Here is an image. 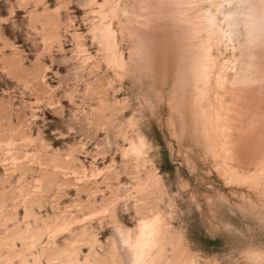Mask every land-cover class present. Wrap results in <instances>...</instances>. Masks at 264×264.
Masks as SVG:
<instances>
[{"label":"rangeland","instance_id":"obj_1","mask_svg":"<svg viewBox=\"0 0 264 264\" xmlns=\"http://www.w3.org/2000/svg\"><path fill=\"white\" fill-rule=\"evenodd\" d=\"M223 6L0 0V264H133L119 229L155 213L167 242L145 264H264V189L230 183L215 152Z\"/></svg>","mask_w":264,"mask_h":264},{"label":"bare ground","instance_id":"obj_2","mask_svg":"<svg viewBox=\"0 0 264 264\" xmlns=\"http://www.w3.org/2000/svg\"><path fill=\"white\" fill-rule=\"evenodd\" d=\"M224 1L225 24L229 28L228 39L233 43L234 59L227 57L212 82L215 93L211 111L217 121L220 144L215 152L223 162V175L230 183L264 189V0ZM216 27L222 36L219 20ZM96 28L102 33L106 50L115 54L117 49V64L124 65L111 24ZM241 33L242 40L236 44ZM145 146V138L139 136L130 141L125 151L140 159ZM136 229L134 236L121 228L119 232L123 243L131 247L133 264H145L148 254L164 248L168 224L160 213H155L152 218L140 219Z\"/></svg>","mask_w":264,"mask_h":264},{"label":"clouds","instance_id":"obj_3","mask_svg":"<svg viewBox=\"0 0 264 264\" xmlns=\"http://www.w3.org/2000/svg\"><path fill=\"white\" fill-rule=\"evenodd\" d=\"M146 231H147V227H146Z\"/></svg>","mask_w":264,"mask_h":264}]
</instances>
